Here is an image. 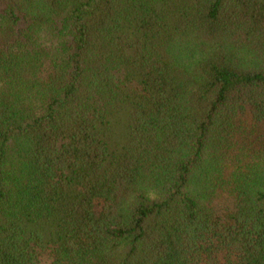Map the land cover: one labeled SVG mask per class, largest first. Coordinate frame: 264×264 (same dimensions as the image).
<instances>
[{"label": "trees", "instance_id": "1", "mask_svg": "<svg viewBox=\"0 0 264 264\" xmlns=\"http://www.w3.org/2000/svg\"><path fill=\"white\" fill-rule=\"evenodd\" d=\"M0 264H264V0H0Z\"/></svg>", "mask_w": 264, "mask_h": 264}]
</instances>
